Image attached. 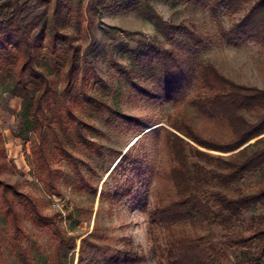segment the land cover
<instances>
[{
	"label": "trees",
	"instance_id": "obj_1",
	"mask_svg": "<svg viewBox=\"0 0 264 264\" xmlns=\"http://www.w3.org/2000/svg\"><path fill=\"white\" fill-rule=\"evenodd\" d=\"M30 1H0V91L21 100L16 136L32 135L30 162L45 173L47 187L54 189L55 169L46 149L49 135L54 150L71 161L76 159L72 149L81 145L98 150L84 131L86 123L69 106L70 100H76L72 92L77 83L85 104L98 112L107 109L125 121L129 117L92 91V80L99 76L93 66L85 68L84 58L93 43L82 51L67 31L69 0H36V6H44L36 14ZM177 1L201 5L214 20L224 12L229 25L223 28L217 20L216 37L235 46L253 42L264 54V0ZM98 4L146 10L168 41L167 45L158 39L139 38L134 48L125 49L126 64L114 60L122 69L125 86L137 96L175 107L165 118L171 129L157 126L141 135L159 137L167 156V166L153 170L162 187L147 211L148 234L157 247L159 264H264V210L250 216L244 231L236 228L243 224L246 212L264 206V174L254 188L245 183L264 167V89L221 73L200 52L210 38L192 24L164 20L149 0H99ZM48 55L59 63V82L51 76ZM62 103L65 115L55 117L52 110ZM183 104L196 109L206 123L220 127L207 130L197 126L179 108ZM136 124L148 125L140 120ZM130 154L127 150L121 159ZM139 163L134 160L136 176L145 169ZM118 167L117 163L111 174ZM134 185L133 180L116 183L108 196L120 201L132 193ZM90 188L95 195L97 187ZM17 198L54 240L51 258L44 264H72L69 254L77 237L61 229L62 213L43 214L34 197L0 178V202L19 236ZM211 226L221 229L216 240ZM108 241L95 223L92 232L81 239L77 264H122L130 253ZM23 260L22 264H32Z\"/></svg>",
	"mask_w": 264,
	"mask_h": 264
},
{
	"label": "rangeland",
	"instance_id": "obj_2",
	"mask_svg": "<svg viewBox=\"0 0 264 264\" xmlns=\"http://www.w3.org/2000/svg\"><path fill=\"white\" fill-rule=\"evenodd\" d=\"M149 2L164 20L192 24L202 35L209 37L210 42L200 52L221 73L238 83L264 89V54L260 52L259 45L247 42L235 46L216 37L217 20L226 28L229 25L228 15L220 12L218 19L214 20L201 5L177 0ZM29 3L35 5V14L44 8L43 5L36 6V0ZM98 3L99 0H69L66 29L75 37L82 51L93 43L84 58L85 68L93 66L99 76L93 78L91 89L129 120L114 116L107 109L98 112L85 104L77 83L72 92L76 100H70L69 106L86 123L84 131L89 139L97 143L100 153L94 146L81 145L72 149L75 161L65 159L54 150L52 136L49 135L46 149L56 175L51 187L54 189H50L45 173L35 170L30 162L32 135L16 136L21 100L0 91V178L34 197L43 214L62 213L61 229L77 237L74 252L72 250L69 254L73 256L72 264H77L81 239L92 232L95 223L108 235L112 247L130 253L122 264H159L157 247L148 234L147 211L162 187L153 170L166 167L167 156L160 146L159 137L145 135L141 138V135L157 126L171 129L165 118L174 112L175 107L137 96L125 86L120 77L122 69L115 65L114 60L126 64L128 60L124 51L134 48L139 38L158 39L167 45L168 41L146 10H124ZM46 63L52 78L59 82L57 59L48 55ZM179 108L203 129L220 127L206 123L192 106L183 104ZM52 113L55 117H63V103ZM136 120L148 123L147 127H139ZM126 148L131 154L122 160ZM134 160L140 161L139 165L145 168L140 176H136ZM117 163L118 169L111 174ZM263 174L264 167L247 177L245 183L254 188ZM127 180L134 181L132 193L120 201L109 198L116 183L125 185ZM90 186L97 187L95 195H92ZM16 204L22 229L19 236L0 202V264H22L23 259L32 264H44L51 258L54 240L48 230L34 222L25 202L17 198ZM263 210L264 206H257L246 212L243 224L236 228L244 231L250 223V216ZM209 229L215 233L214 239H218L221 229L215 226Z\"/></svg>",
	"mask_w": 264,
	"mask_h": 264
},
{
	"label": "water",
	"instance_id": "obj_3",
	"mask_svg": "<svg viewBox=\"0 0 264 264\" xmlns=\"http://www.w3.org/2000/svg\"><path fill=\"white\" fill-rule=\"evenodd\" d=\"M140 135H141V134H139V136H140ZM134 141H135V140H134ZM130 145H131V144H130ZM130 145H128V147H129ZM128 147H127V148H128ZM127 148H126V150H127ZM126 150H124V152H125ZM124 152H123V153H124ZM123 153H122V154H123ZM121 156H122V155H120V157H121ZM120 157H119V158H120ZM115 165H116V164H114V166H115ZM114 166H113V167H114Z\"/></svg>",
	"mask_w": 264,
	"mask_h": 264
}]
</instances>
